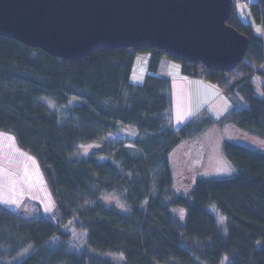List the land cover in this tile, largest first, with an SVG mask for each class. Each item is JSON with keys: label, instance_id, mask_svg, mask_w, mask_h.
<instances>
[{"label": "trees", "instance_id": "1", "mask_svg": "<svg viewBox=\"0 0 264 264\" xmlns=\"http://www.w3.org/2000/svg\"><path fill=\"white\" fill-rule=\"evenodd\" d=\"M232 5L227 23L249 49L235 69L210 70V79L199 63L149 47L67 61L0 35V132L37 161L55 202L54 216L34 219L0 205V264H117L108 253L122 264H264V153L225 141L231 177L198 178L185 195L171 190V152L213 124L264 140V0L251 7L258 32ZM136 51H152L141 85L131 81ZM165 57L185 75L220 76L234 107L220 120L204 110L175 131ZM127 131L137 135L133 148ZM107 193L124 207L100 201ZM74 231L86 232L84 249Z\"/></svg>", "mask_w": 264, "mask_h": 264}, {"label": "water", "instance_id": "2", "mask_svg": "<svg viewBox=\"0 0 264 264\" xmlns=\"http://www.w3.org/2000/svg\"><path fill=\"white\" fill-rule=\"evenodd\" d=\"M233 0H0V35L67 61L101 48L157 49L218 72L249 39L227 23Z\"/></svg>", "mask_w": 264, "mask_h": 264}, {"label": "rangeland", "instance_id": "3", "mask_svg": "<svg viewBox=\"0 0 264 264\" xmlns=\"http://www.w3.org/2000/svg\"><path fill=\"white\" fill-rule=\"evenodd\" d=\"M257 0H250L248 4L237 3V11L244 21L250 23L255 31L261 28L251 7ZM152 51L134 52V66L131 81L135 84H143L146 75L149 73V62ZM180 67H168L163 65V71L167 70L171 81V113L173 117L172 128L175 131L181 129L195 116L208 111L216 120H220L234 107L236 99L228 94H223V88L216 85L217 93L221 98L211 101L212 95L195 92L193 85L197 76L185 75L182 72L181 63L172 59ZM238 73L236 74V76ZM260 83V82H259ZM212 84V83H211ZM260 92V86H258ZM228 95V96H227ZM211 97V98H210ZM214 97V94H213ZM211 101V108L202 107L203 104ZM210 102V103H211ZM52 112H59L61 109L55 105L45 102ZM137 135L133 131H127L125 135L126 146L133 148ZM229 141L252 148L264 153V140L250 137L243 134L234 125L228 124L221 127L213 124L199 137L181 142L170 154V165L173 172L172 192L175 195H185L194 186L198 178H226L235 173L234 167L227 160L223 143ZM84 152L90 150L82 148ZM35 169V170H34ZM227 169V170H226ZM37 177V179H32ZM100 201L106 205L116 204L123 208L122 202L114 193H107ZM0 205L13 211H20L24 218H34L37 214L54 216L55 202L46 185L45 179L39 169L37 161L20 150L14 138L9 134L0 132ZM173 214L183 220L185 212L180 208L172 207ZM211 212L216 216L219 223L223 224L224 219L215 209ZM75 241L78 248L84 249L86 244V232L74 231ZM79 251V250H76ZM106 257L117 264H122L124 258L121 255L106 254ZM227 259L225 258V262Z\"/></svg>", "mask_w": 264, "mask_h": 264}, {"label": "crops", "instance_id": "4", "mask_svg": "<svg viewBox=\"0 0 264 264\" xmlns=\"http://www.w3.org/2000/svg\"><path fill=\"white\" fill-rule=\"evenodd\" d=\"M172 59L171 58H166L165 57V59L164 60H162L163 61V63L165 64V65H167L168 67H170V66H173V67H180V65L178 64V63H174V62H172L171 61ZM181 68H182V64H181ZM166 72H167V76L169 77L170 76V74L168 73V71L167 70H165ZM164 72V71H163ZM212 83V84H211ZM193 85H194V89H195V92H196V94H198V93H201V92H203V93H207V95H212V99H211V101L212 100H214L215 98H217L218 96H219V94L217 93V89H216V85L217 84H215V83H213V82H210V81H206V80H203V79H194V82H193ZM219 86V85H218ZM213 94H214V97H213ZM223 94H226V93H223ZM228 96V95H227ZM230 96V95H229ZM222 97V95H220L219 97H218V99L219 98H221ZM211 98V97H210ZM211 101H209V102H207V103H205V104H203L202 105V107H205V108H207V110H209L210 108H211V106H210V104H212V102ZM211 102V103H210ZM233 108V107H232ZM212 116V115H211ZM196 117V116H195ZM89 149H91V148H89ZM90 151V150H89ZM35 170V169H34ZM32 179H37V177H34V178H32ZM12 210V209H11ZM15 212H18L20 215H21V213H20V211H15ZM43 214V213H42ZM42 214H37L36 215V217H34V218H39V217H41L42 216ZM23 218H24V216H23ZM34 218H25V219H34Z\"/></svg>", "mask_w": 264, "mask_h": 264}, {"label": "built area", "instance_id": "5", "mask_svg": "<svg viewBox=\"0 0 264 264\" xmlns=\"http://www.w3.org/2000/svg\"><path fill=\"white\" fill-rule=\"evenodd\" d=\"M250 0H235V2L237 3H241V4H248ZM198 71L202 74L203 78H208L210 79L209 77V74H210V70L207 69L205 66L203 65H199L198 67ZM216 84L220 83V76L217 77L214 81Z\"/></svg>", "mask_w": 264, "mask_h": 264}, {"label": "snow or ice", "instance_id": "6", "mask_svg": "<svg viewBox=\"0 0 264 264\" xmlns=\"http://www.w3.org/2000/svg\"><path fill=\"white\" fill-rule=\"evenodd\" d=\"M227 170V169H226ZM224 218L222 217L221 220H223Z\"/></svg>", "mask_w": 264, "mask_h": 264}]
</instances>
